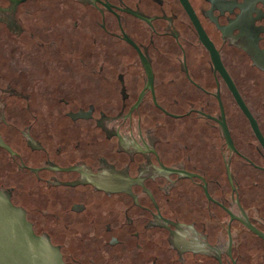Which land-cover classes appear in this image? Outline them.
<instances>
[{
  "label": "flooded vegetation",
  "instance_id": "af4514ba",
  "mask_svg": "<svg viewBox=\"0 0 264 264\" xmlns=\"http://www.w3.org/2000/svg\"><path fill=\"white\" fill-rule=\"evenodd\" d=\"M29 1L52 0H0L2 30L42 61L0 84V139L10 149L0 146V163L3 154L14 170L5 183L0 174V191L32 230L34 212L53 219L34 232L64 264H264V0H63L78 32L67 40L23 25ZM111 53L118 65L109 69ZM61 55L79 59L77 82L74 72L58 82V67L45 65ZM31 91L49 113L9 135L6 98L28 108ZM106 105L116 112L96 114ZM22 182L42 191L33 210L21 194L14 200Z\"/></svg>",
  "mask_w": 264,
  "mask_h": 264
},
{
  "label": "water",
  "instance_id": "95a60500",
  "mask_svg": "<svg viewBox=\"0 0 264 264\" xmlns=\"http://www.w3.org/2000/svg\"><path fill=\"white\" fill-rule=\"evenodd\" d=\"M15 4H18L20 2H24L26 0H9ZM67 6H71V3L69 1H63V0H52V1H29L26 2L25 5L20 6V9L18 11V17L20 18L21 22L26 27H35L37 25H40L43 30L44 35H55L59 34L60 36H64L67 40L68 34L72 36H78V32H75L72 34L69 27V20L71 19V15H68L66 12H63L62 9H64ZM73 8V7H71ZM69 10H71L69 8ZM69 12V11H68ZM61 15L59 20V26L56 27V30L52 31V28L54 27V20L57 15ZM82 30V29H80ZM79 30V31H80ZM81 39V38H80ZM76 45H75V51H84V44L82 42H79L78 39H76ZM63 48V47H62ZM62 48L60 49L62 51ZM65 50H67L65 48ZM94 47L92 48L93 56L91 57V66L94 65V62L99 60V52H97ZM37 48L32 44L24 41L23 39H18L17 41L13 38L10 39L9 35L5 33L2 28L0 27V84H4L8 81L7 79V73H13L14 72H20V70H27L31 69V72L35 73L39 68L41 67L42 61L36 57ZM114 54H110L108 59H104L106 63L108 64V68L110 66L116 67L118 65L117 60L115 58ZM47 65L49 68H57L59 71V77L60 81L58 82H72V72H74V78L76 79L75 82H77L79 76H83L82 74H78L80 72L81 64L79 62V59L73 58L68 59L66 56H59L58 58H49L46 60ZM84 61H87L84 59ZM143 65H145L149 83L152 79V74L150 71V68L146 61L142 57ZM110 69V68H109ZM114 71V70H113ZM63 73H69L66 75H69L70 78H65ZM109 73V70H108ZM63 76V78H62ZM14 76L11 74V78ZM85 77V76H84ZM65 78V79H64ZM64 79V80H63ZM109 81H114V74H109L108 79ZM79 82V81H78ZM99 78L98 76H91L90 80V86L91 88H95V85H98ZM109 87V86H108ZM230 90L233 92V95L235 96L238 105L243 110V112L247 115V117L251 121V125L256 132L257 136L259 137L258 131L255 127V123L250 118V115L247 111V109L244 107L243 103L239 101V97L236 93V91L233 89V87L229 84ZM92 92V91H91ZM32 94V100L29 104L30 106L26 108V104L24 100L18 96H11L7 97L6 99V107L3 110L6 120L9 122L8 127H4V132H9V135H13L14 133L18 132L25 126V122L32 121V118H30L31 114L36 115H47L49 111L47 112V108L43 105L39 104L38 101V92L31 91ZM93 93V92H92ZM107 93V100L110 101L112 99V92H106ZM93 95V94H92ZM93 98V97H92ZM96 99V98H95ZM99 102V101H98ZM51 107L49 108V110ZM60 111H63L65 108L60 107ZM96 114L99 111V109H102L106 113L114 114L116 112L115 106L112 105H106L102 107H95ZM133 109V108H132ZM17 130V131H16ZM93 133L94 130L88 128ZM223 130L225 133L226 140L229 142V137L227 134V129L223 126ZM32 131H39V128H36L35 124L33 125ZM14 132V133H13ZM260 139V137H259ZM262 145L264 143L260 139ZM18 148H20V144H18ZM0 146L10 150L0 139ZM5 155L1 154V157L5 160H3L2 163H0V174H2L3 182L5 183V180H7L8 176L12 175L14 170H10V166L7 164L8 160L4 157ZM16 177V176H15ZM24 181V180H23ZM15 188V199L16 201H20V194L23 198L26 199V201L29 202L27 204L29 206L30 210H33L34 207L38 204V199H41L43 197L42 191L40 188L35 186H30L27 184H24L22 182L21 184H17L14 186ZM31 192V196L26 195V191ZM27 202V203H28ZM30 219L35 223V229L37 232H41L43 228L52 227L54 226V221L52 218H46L41 217L37 213H33L30 216ZM57 226V225H56ZM250 227V226H249ZM33 227L31 223L27 220L25 212L14 205L10 198L7 197L2 191H0V264H64L62 260L61 253L59 249H57L52 243H50V240L47 239L44 236L38 235L32 230ZM50 237L53 241H57V238L55 236V233L51 231ZM69 238V235H68ZM68 240V239H67ZM65 241L63 247H64V253L66 255V259L68 260L67 255L69 254L68 247V241ZM103 252L101 251V254ZM104 258L109 257V253H103ZM69 261V260H68Z\"/></svg>",
  "mask_w": 264,
  "mask_h": 264
}]
</instances>
